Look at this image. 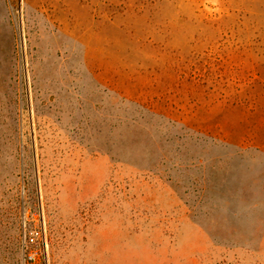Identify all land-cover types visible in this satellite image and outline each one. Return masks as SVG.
<instances>
[{
    "label": "rangeland",
    "instance_id": "1",
    "mask_svg": "<svg viewBox=\"0 0 264 264\" xmlns=\"http://www.w3.org/2000/svg\"><path fill=\"white\" fill-rule=\"evenodd\" d=\"M34 209V264H264V0H0V264Z\"/></svg>",
    "mask_w": 264,
    "mask_h": 264
},
{
    "label": "built area",
    "instance_id": "2",
    "mask_svg": "<svg viewBox=\"0 0 264 264\" xmlns=\"http://www.w3.org/2000/svg\"><path fill=\"white\" fill-rule=\"evenodd\" d=\"M20 246L23 260L27 264L36 263L42 255L45 239L40 212L36 209L28 211L23 219Z\"/></svg>",
    "mask_w": 264,
    "mask_h": 264
},
{
    "label": "bare ground",
    "instance_id": "3",
    "mask_svg": "<svg viewBox=\"0 0 264 264\" xmlns=\"http://www.w3.org/2000/svg\"><path fill=\"white\" fill-rule=\"evenodd\" d=\"M80 31H79V25L77 24L75 27V42L73 46H70L66 40L62 43V49L61 54L65 57V60L67 61L69 57L73 58L75 61V82H76V88H78V81H79V61H80V49H79V42H80Z\"/></svg>",
    "mask_w": 264,
    "mask_h": 264
}]
</instances>
